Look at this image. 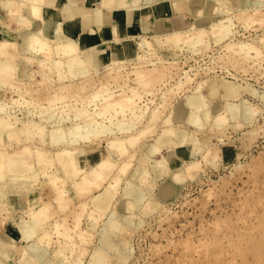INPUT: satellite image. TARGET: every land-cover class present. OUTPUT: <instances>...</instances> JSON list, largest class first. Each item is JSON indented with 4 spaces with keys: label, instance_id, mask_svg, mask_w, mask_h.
<instances>
[{
    "label": "rangeland",
    "instance_id": "obj_1",
    "mask_svg": "<svg viewBox=\"0 0 264 264\" xmlns=\"http://www.w3.org/2000/svg\"><path fill=\"white\" fill-rule=\"evenodd\" d=\"M225 1V4H220L221 6H226V12H224L225 14L221 13L218 16L214 14L217 17H222L223 21H220L223 23L226 22L227 25L231 26H228V28H230V32L225 39L222 38L223 40H221V38H219L221 41H218L217 34L212 31L208 24L205 28H203L205 31L203 38L200 39L194 47H188L187 43H181L180 46H173L171 43L166 42L161 44L160 42H157V40H154V38H150L149 35H146L148 41H152L156 48V54L153 55V57H148L149 60L146 59L141 63L137 61V56L142 55V52L144 51L143 49L139 48V46H137V48L134 50L135 54L137 53V55L134 56V60H131V63L130 61H127V63L125 62L122 64L117 73L108 71L97 74V72L94 73L91 69H87L85 72L88 74L85 72L84 73L86 75L82 73L83 76H78L76 80L72 81L73 83L67 81L68 79H66L67 82H65L64 85L66 86V89L69 90V92L65 91L66 89H63L64 87L62 88L58 86V71L53 69L48 71V69H46L44 75H42L43 68L41 64H39L38 59L39 57L43 58L45 53H40V56H38L39 53H36V55L33 54L36 57L33 56V59L31 58L23 68L22 62L19 60L22 59L24 55L20 54L21 56L23 55L21 57L18 55V52H16V49V51H13V49H11V51L9 49L12 53L15 52L13 54L18 56L17 58L15 56L14 60H7V62H13L15 65H17L20 73H16L13 77H11L12 79H9L8 81L6 80L5 76L4 78L2 75L0 76V80L2 81L0 82V98L2 104H6L7 106L11 107V115H16L17 117L21 118V122H38L45 127L47 126L46 128L50 130L52 129L50 121H48L50 123L48 124L46 119H44L45 116H47L46 112L50 111L49 107L58 108L55 111H61L59 113L62 114V117L66 116L67 114L73 116L75 110L79 108L82 109V107L86 105L84 102L101 88L110 87L112 91H115L116 94L120 89L125 88L124 90L126 93L130 95L129 89L132 86L131 88L140 95L141 99L137 101L136 107L139 105V107H142H140L141 109H145L146 107L149 109H145L144 115L147 114L145 115L146 117L143 114L140 116V112H136V114L138 113L140 116H138L139 119L136 118V124L134 123V125H137V127L133 126V129L130 128V130L127 132L129 135L135 134L138 131H136L135 128H148L150 131H146L144 133L145 135L143 134V136H140L137 143L131 146L129 145L128 150L124 154H120L119 150L116 148L113 150L109 149V142L113 140V138L115 139L116 136H128L127 132L117 134L118 129H116L114 125L116 124L117 126L119 124L118 120L121 119V116L123 118H127L130 113L129 111L126 112L128 115L126 113L124 115L122 113H117L119 117L115 115L113 119L114 121L111 124V128L112 130L114 129V133L103 134L97 137L92 136L91 138L93 141L91 138L90 142L89 140L83 142L81 141L79 146L84 152L82 157L83 159L81 158L82 164H85V160L86 163L93 164L96 160L106 158L111 155V157H113V161H115H112L113 164L116 163L113 166L114 169L112 168L111 172L108 171L109 175H106V177H108L107 179L103 180V182H100L99 185L89 189L90 191L87 190L83 192H77L76 188L71 182L64 180L62 183H60L61 181H58L59 186H63H61L63 188L62 193L66 192L67 196L64 194V197L63 194H57L56 190H53L55 185L50 182L47 176L44 175V173L47 172H54L57 175L62 176L61 170H59L60 168L55 163V160L58 157V152L64 148L62 142H55L48 135L44 136L42 139H39L34 135V138L27 139V141L24 140V142L23 140L21 141L16 138L10 139L6 135L2 136L0 139V149H4L0 150L3 152L1 155V160L7 161L9 156L12 157L14 155V157L27 158L28 162L31 163V166L33 167L31 174L34 173L38 178L37 183H35L33 186H29V189L33 187V192L24 197L16 196L17 204L15 208L11 207L9 200L7 199H5L3 202L0 201L1 205L3 206L2 207L0 205L2 208H0V236L5 233L15 240H18L19 237H22V239H24L23 241L26 242L24 243L22 241L21 245L17 247L13 246L12 244L9 245L8 249L11 252L10 256L12 262H8L7 264H17L20 263V260H22L23 264H40L35 258L31 257L27 253L24 254L25 247L33 242L39 244L41 247L49 251V258L55 263L58 262L62 264L65 262V259H68V261L74 264H89L91 256L96 252H99L102 256L101 258L103 259V264H121L118 261L116 256L117 254L114 251L108 254L106 251L101 250L98 246L99 239L102 236V228L104 227L105 223L109 221V216L111 214H113V220H116L118 224V229L114 230L110 237L112 242L119 246L120 250H124L129 253L128 261L125 262V264H264V102L259 101L252 94L242 93V97L249 102L250 107L254 108L253 106H255L254 109L256 110L253 120L248 123L249 126L248 124H245V126L240 125L238 123V119V122H230V124H227V126L224 125L219 129L210 127V124L199 126L187 123L172 124L166 121L171 116L172 111L175 109V105H177V103L181 100L185 99V97L193 91L199 82L208 83L211 81L224 79L241 84L240 86H244L245 84L249 83L255 88L264 91V43L259 42L256 44V41H253L255 40V37L264 35V23H258L259 21H263L261 19L264 18V0L259 1L257 9L260 11L258 12H254L250 9H240L237 7L236 2L229 0ZM213 3L216 5L214 0ZM243 10V14L246 11V15H249V17L251 16L252 19L251 17L250 19L249 17L247 18L245 14L241 15L240 13ZM17 14L21 16L20 11ZM241 16L243 19H245V21L241 19ZM179 18L182 19V22L184 25H186V27L191 24V21L184 14L179 15ZM224 18H229L231 20L230 23L228 24L229 21H225ZM248 20L251 22H247ZM252 20L256 21L257 23L253 22ZM215 23L219 24L217 22ZM19 27L20 26L16 28L17 32H21V30L24 29L22 25L21 28ZM191 31L192 30H188L187 33H190ZM185 36L187 37L188 35ZM239 37H242L240 38L241 40ZM133 39L138 41L136 37H133ZM231 40L233 42L242 41L253 43L256 46L259 45L258 47L260 48V51H263L261 53L262 57L259 59L256 58L254 52H252L247 58H244V56H236L232 52L229 54L230 50H226V44H228V42L231 43ZM202 42L205 48H201ZM206 42H208V44ZM223 43L226 44L224 45ZM206 44L209 45V47L207 46L208 48L206 47ZM53 59V57H50L47 64L48 66L51 65L49 63H52ZM224 59L225 61L226 59L228 61L225 63ZM5 61L6 60L3 62ZM129 63L133 65L131 66ZM153 67L156 69V72L147 71V69H153ZM129 69L130 72L128 71ZM139 69H142V71L145 70L148 73H152L151 75L149 74L150 76L148 75V77H151L149 80H151L152 83L153 81L159 82L158 84H154V82V87H152L153 85L150 83V87L153 89L150 87H148L149 89L145 88L147 92L151 90V93H145L146 91H143L144 86H142V83L137 84L138 86L136 85L138 81L134 78V72L135 70ZM125 70L129 72L127 78L125 75H123L125 74ZM186 70L191 76L192 81H188L186 84L184 83V85L182 84L183 86L181 89L180 87L177 89L176 85L179 81L184 80L183 72ZM215 74L216 76H214ZM158 75L161 78L158 80L154 79V77L158 78ZM124 78H126L127 81L126 79L124 80ZM4 80H6V83L3 82ZM159 80H161V82ZM10 81L13 82L10 84ZM124 81L126 82L125 84H123ZM3 83H5V85H3ZM120 84H122V86ZM13 85H15L16 88ZM119 86L121 87L120 89ZM134 87L137 88L134 89ZM156 89L157 91H155ZM66 92H68L67 95ZM203 92L205 93V89ZM32 95H34V98ZM54 95L55 97L52 98ZM59 95H65L64 101L66 106L65 103H63L64 101L59 102L62 101L58 97ZM218 99L219 97L215 96L207 103L210 104L211 101L212 103L220 102V99ZM100 102L98 101V103ZM233 102L239 103L238 99H235ZM143 103L146 104L144 105ZM91 107H93V105L88 106L86 109L89 110V112L90 110H93L92 112H94L95 107ZM155 110H158V115L155 112V116L157 118L155 117V120L152 122L151 115ZM160 110L163 112H160ZM41 114L43 116L44 114L46 115L43 118ZM27 115L28 117H26ZM123 118L121 120H123ZM40 119H43L46 122L41 121ZM21 122L19 123L21 124ZM72 122L71 120H65L59 123L60 126H65L70 125ZM108 123L109 122L107 121L106 124L108 125ZM137 123L140 125L138 126ZM162 127H165V129L174 127V131H184L187 133L188 137L183 141V143H181L180 147H177L178 145H176V148L175 144L171 143L172 145L169 147L164 146L160 153L154 156L155 158H160L161 156L167 155L168 152L174 148L175 152L179 151V154L174 157L176 158L175 161L173 160L168 164L163 165H166L165 167L167 170L163 168V172L161 173L159 180H155L153 177V167L149 165L152 161L151 160L149 164H145V166L150 171V174L148 173L143 182L140 183L132 178V175L136 173V168L141 167L139 158L142 154V151L148 144L155 140L158 134L163 133ZM170 137L172 139H178L173 133L170 135ZM194 138H199V140L201 138L202 139L200 142L198 140L197 142H194ZM204 141L205 143H203ZM70 146L72 145H66V148L68 150H72L74 146H72V148ZM192 148H196L197 150V153L192 157V161H197L198 163H196L198 167L193 171L195 173L192 172V175H188L186 172H183L186 163L181 159L190 160L191 156L189 153L191 152ZM39 151H45L48 152V154L47 156H43L45 154L38 155L36 152ZM129 156L132 158L129 159V161L128 159L126 160L128 161L127 163L129 166L127 165V168L124 171L125 173H121V171H119V167H121L120 165H125L122 163H124L123 161L126 158H129ZM44 159H50L51 161L48 160L47 162ZM168 166H170V168ZM178 171L182 172L180 176L181 180L177 183L179 186L174 184V187L172 185L173 180H171L170 177H172L173 172ZM116 174L120 175V177L116 185L113 187V190H109L113 195L110 201L109 209H96L93 206V202L99 198V194L101 192H106L108 183L113 180L112 178ZM187 176L189 178H187ZM5 179L8 181L7 176H5ZM128 181L140 188L144 195V204L147 205V214H143V210H138L137 208L131 206L127 210L126 214L131 215L134 223L137 225V228L135 229L127 228L125 225L120 224L119 219L122 212H116L117 203L123 197L124 188ZM4 182L5 181L2 182L3 185ZM164 182L171 186V193H169V196L167 197H162L159 194V189L163 186ZM35 186L39 188L37 189ZM81 194H83V196ZM60 195H62V197ZM61 198L66 199V201H64L67 203V205L65 204L66 206L64 205L65 207L63 206V208H61L60 205H63L65 202H62ZM68 199L70 202L67 201ZM85 202L87 203L85 204ZM82 203H84L82 208H85L83 211H80L82 210L80 207ZM43 204L48 205V209L46 210L48 213L44 211L42 214V219H45V221L43 220L41 228L39 226L38 229H36V234L34 235L35 238L32 237L26 239L25 234H19V236L18 233H16V231L12 229L11 226H9L11 223H22V218L28 219V217L25 215V212L28 210V208L33 206L38 207ZM74 211L81 213L77 214ZM126 214L125 216H127ZM76 215H80V220L78 219L80 223H77L79 226L75 224L77 221L73 220L77 218ZM62 217H64V220ZM45 223H48V225ZM55 223H67L66 225L63 224L61 227L66 230L69 229L70 231L63 230V233V228H60V225ZM55 225L59 227L56 228ZM73 225L77 226L75 227V230ZM65 226L67 227L65 228ZM57 229L58 233L61 231L64 236L60 233L56 234ZM66 232L69 233V236L71 234L70 239L67 238L69 236L65 237L67 234ZM79 232L82 233L79 234ZM83 234L85 236H83ZM74 245H78V247ZM21 246H23V248ZM127 247H129V250ZM58 248L60 250H58Z\"/></svg>",
    "mask_w": 264,
    "mask_h": 264
},
{
    "label": "bare ground",
    "instance_id": "obj_2",
    "mask_svg": "<svg viewBox=\"0 0 264 264\" xmlns=\"http://www.w3.org/2000/svg\"><path fill=\"white\" fill-rule=\"evenodd\" d=\"M58 1H59V5H61V7L60 6L58 7L56 5L54 7H47L46 0H0V9H2L7 14V16L9 18L8 21H6L5 26H0V57H3V58H0V72H1L0 76L2 75L3 78L5 76L7 81L9 79H12L11 77H13L16 73L17 74L20 73V70H18L17 65H15L13 62H9V61L7 62V60H14V58L16 56V54H13L15 52H13V53L11 52L12 51L11 49H13V51L16 49L17 51L16 50L15 51L18 52L19 56H21L20 54L24 55V57L19 60L20 62H22L23 68L30 61V59L36 55V53H39L38 56H40V53H42V54L45 53L43 58L39 57V59H38L39 64H41V66L43 68V74L42 73H40V74L44 75L46 69H48V71H51L50 69L58 71V73H57L58 74L57 75V84L59 87H62V88L64 87L63 89H66V86L64 85L65 82H67V81L72 82V81L76 80V78L78 76H81L82 73H84L85 70H87V69L88 70L91 69L94 73L97 72V74L101 73V72L105 73L108 71H111L113 73H117L122 64H124L125 62L127 63V61H130V63H131V60H134V56L137 55V53L135 54L134 50L137 48V46H139V48L144 50L142 52V55L137 56L138 58H136V59L138 62L141 63L142 61L148 59V57H153V55L156 54L155 53L156 48H155L154 44L152 43V41H148V39L146 38V35H149L150 38H154V40H157V42H160L161 44H164L166 42V43H171L173 46H180L181 43H187L188 47H194L196 45V43L200 39L203 38V35L205 34V31L203 28H205L207 24L210 26L212 31L215 34H217L218 41L223 40L222 38L225 39L226 36L230 32L229 31L230 28H228L229 25H227L226 22H225L226 24L222 22L223 21L222 17H217L221 13L226 12L225 11L226 6L220 5L221 3L225 4V2H226L225 0H214L216 2V5L213 3V0H99L97 2V4L94 5L93 7H91L90 9L89 8L79 9V8L73 7L67 3H64L62 5L63 0H58ZM229 1L236 2L237 7H239L240 9H245V10L250 9L254 12L260 11L257 9V6H258V3L260 0H229ZM161 3L166 4L168 6V8L172 12L173 16H179L181 14H184L191 21V24L187 27L184 24L180 27H175V26H167V25H164L161 21H157L156 23L153 24V26H151V28H147L148 30H146V32L143 34L130 35L128 33V31H127V20H128V16L130 17V15L133 13V11L141 10L143 8H150L154 5L161 4ZM19 11L21 12V16L17 14ZM238 11H240V10H238ZM243 12H244V10L240 14L242 15ZM67 14H69V16L66 17ZM214 14H216L217 16H215ZM244 14H245V16H247L246 11ZM81 15H82V18L79 17ZM210 15H212V16H210ZM253 15H255V14H253ZM248 17H249V15L247 16V18ZM250 17H249V19H250ZM241 19H243V17ZM251 19H252V17H251ZM220 20H222V21H220ZM226 20H227V22L229 21L228 24L231 21L229 18L225 19V21ZM254 20H252V21L256 22ZM261 20H263V21H259L258 22L259 24H260V22L264 23V18ZM243 21H245V19H243ZM215 22H217L219 24H216ZM247 22H251V21L248 20ZM157 23L159 25H157ZM21 25L24 27V29H22L21 32H17L16 28L18 26H20L19 28H21ZM229 27H231V26H229ZM248 28H249V26H248ZM105 29H108L110 31V37L109 38L105 37V33H104ZM188 30H192V31L190 33H187ZM236 31H237V29H236ZM238 34H240V33H238ZM244 34H245V32H244ZM185 35H188V36L186 37ZM189 35H191V36H189ZM231 36H232V34H231ZM133 37H136L138 39V41H135L133 39ZM217 37H215V38H217ZM219 38H221V40H219ZM232 38H233V36H232ZM240 38H242V37H239V39ZM253 41H256V44L259 42L264 43V35H261L260 37L259 36L255 37V40H253ZM216 42H217V40H216ZM216 42H214V43H216ZM232 42L233 41L231 40V43L230 42H228V44L225 43L226 44V50H228V49L230 50L229 54L232 52L236 56H240V57L244 56V58H247L252 52H254L256 58L259 59L260 57H262L261 53L263 51L262 52L260 51V48L258 47L259 45L256 46L253 43H247V42H242V41H237V42H233V43ZM104 43L106 44V46H108V51L106 52V54H105V52H103V50H100V48H99L100 45L104 44ZM206 43L208 44V42H206ZM207 44H206V47L207 46L209 47V45H207ZM201 48H205L203 42H202ZM7 50H9V51H7ZM33 54H35V55H33ZM229 54H227V55H229ZM17 56H16V58H17ZM50 57H53L54 59H53L52 63H49L51 65L48 66L47 64H48V60L50 59ZM238 58H236V59H238ZM4 60H6V61L3 62ZM239 60H240V58H239ZM224 61H225V59H224ZM227 61L228 60L226 59L225 63ZM150 63H152V62H150ZM238 63H240V62H238ZM253 63H255V62H253ZM15 66H17V67H15ZM49 67H51V68H49ZM128 68H129V66H128ZM166 69H167V67H166ZM128 71L130 72V69ZM128 71L125 70L124 71L125 74H123L126 76V78H127V75L129 74ZM147 71H153V72L155 71L156 72V69L153 67V69H147ZM147 71H145V70L142 71V69L141 70L139 69V70H135V72H134L135 73L134 78L138 81V82L136 81L137 82L136 85L139 83H142V86H144L143 91L145 90V88L150 87V83L153 85V83L155 82V81H153V83H152L151 80H149V78L151 79V77H148V75L149 74L151 75L152 73H148ZM183 73H184V76H183L184 80L178 82V84L176 85L177 89H178V87H180V89H181V87L184 85V83L186 84V82L192 81V78L187 73V70ZM86 74H88V73H86ZM120 74H121V72H120ZM162 75L164 76L163 73H162ZM109 76H111V75H109ZM156 76H157V74H156ZM214 76H216V74ZM126 78H124V80ZM159 78H161V77L160 76L158 78L154 77V79H157V80ZM66 79H68V80L66 81ZM122 79H123V77H122ZM6 80H4L3 82H5ZM45 80H46V78H45ZM126 81H127V79H126ZM159 81L161 82V80H159ZM0 82H2V81L0 80ZM12 82L10 81V84ZM5 83H3V85H5ZM125 83L126 82L124 81L123 84H125ZM156 83L158 84L159 82H155L154 84H156ZM120 85L122 86V84H120ZM240 85L241 84H237L236 82L224 80V79L215 80V81H211L208 83L199 82L195 86L193 91L185 97V99L181 100L180 102L177 103V105H175L176 106L175 109L172 111L171 116L166 121L169 123H172V124L187 123V124H194V125H199V126L205 125V124H210L211 125L210 127H214V129H219V128H222L224 125L227 126V124H230V122L234 123V122H238V120H239L238 123L240 125L245 126V124H248L253 120V118L256 114V110L254 109L255 106H253L254 108L250 107L249 102L245 98L242 97V93L252 94L259 101L264 102V91L255 88L254 86H252L249 83L245 84L244 86H240ZM13 86L15 87V85H13ZM46 86H47V84H46ZM131 87H130V89L128 88L130 90V95L126 93V91L124 90L125 88L120 89L121 88L120 86H119L120 90H119V92L117 91L118 92L117 94L115 93V91H112V89L110 87L109 88H101L100 90L95 92L90 98H88V100L86 99L87 101L84 102L86 105L84 104L85 106H83L82 109L79 108V109L75 110V112L73 113V116H70L69 114H67L66 116H64L66 118L62 117V114L59 113L61 111H59V112L55 111L58 108L49 107L50 111L46 112L47 116H45L46 114H44V116H45V118H44V116L42 114L41 115L43 116L44 119H46L48 124L51 123L52 129H50V130L46 128L47 126L45 127L44 125H42L41 123H38V122H21V120H22L21 118L17 117L16 115H11V112H12L11 107L7 106L6 104H2V101L0 98V139L2 136L6 135L10 139L16 138V139L21 140V141L23 140V142H24V140L27 141V139H32L35 136H37L39 139H42L44 136L48 135L53 139V141L62 142V144L64 145V148L58 152V155H57L58 157L56 158V160L54 159L56 165L60 168L59 170H61L62 176L57 175L54 172H52V173L47 172V173H44V175L47 176V178H49L50 182H52L55 185L53 190L55 189L57 194H63V197H64V194L66 195V192L62 193L63 192V190H62L63 186L62 185H61L62 187L59 186L58 181H61L60 183H62V181H64V180L71 182L72 185L76 188L77 192L87 191V190L91 189L92 187L99 185V183L103 182V180L107 179L108 177H106V175L108 174V171L111 172L113 166L116 163L113 164V162H115V161H113V159H112L113 157H111V155H110L109 157L96 160L93 164L86 163V160H85V164H82L81 158L83 157L84 152L81 150L82 148L79 147L80 142L81 141L83 142L86 140H89V142H90V138L92 136L97 137V136L103 135V134L114 133L113 132L114 129L112 130L111 124L113 123V121H114L113 119H114L115 115H117V113H122L123 115L128 111L130 113L129 115L126 113L128 115L127 118H123L121 116L120 118L121 119L123 118V120L119 119V120H121V121L118 120L119 124L117 123L118 124L117 126H116V124L114 125L115 128L118 129L117 134L125 133L128 130H130V128L133 129V126L137 127V125H134V123L136 124V118L139 119L141 114L144 115L145 109H147L148 107H146V108L143 107L145 109H141L142 107L140 106L141 107L140 108L139 105L136 107L137 101H139V99H140V95L137 92H135V90H133ZM139 87H141V86H139ZM152 87H154V85ZM136 88L134 87V89H136ZM115 89H117V88H115ZM140 89H142V88H140ZM151 89H153V88H151ZM204 89H205V93L203 92ZM138 90H139V88H138ZM26 91H27V89H26ZM65 91L69 92L68 89H66ZM155 91H157V89ZM68 92H66V95ZM148 92L151 93L152 91L150 90ZM148 92L146 91L145 93H148ZM30 93H32V92H30ZM26 94H27V92H26ZM18 95H19V93H18ZM55 95L52 96V98H54ZM32 96L34 98V95H32ZM215 96L219 97L220 102H215V103L213 102L212 103V101H211L210 104L207 103L211 99H213ZM58 97L62 100L59 102H63L65 100V95L64 96L59 95ZM58 97H57V99L59 100ZM235 99H238L239 103L233 102ZM8 100H11V99H8ZM221 100H222V103H221ZM98 101L99 102L101 101V102L98 103ZM10 102H13V101H10ZM34 102H35V100H34ZM63 103H65V101ZM143 104L145 105L146 103H143ZM28 105H30V104H28ZM68 105H70V104H68ZM92 105H93V107H95V110H94V112H92L93 110L92 111L90 110V112H89V110H87L86 108H88V106H92ZM65 106H66V103H65ZM25 107H27V106H25ZM93 107H91V108H93ZM39 108H40V106H39ZM46 108H48V107H46ZM257 108H258V106H257ZM38 111H39V109H38ZM157 111L158 110L153 111L154 114L152 112V115H151V121L152 122L155 120V117H156L155 114L157 113V115H158ZM136 112H140V116L138 113H137L138 114L137 115ZM160 112H163V111L160 110ZM145 115H147V114H145ZM26 117H28V115ZM30 117H32V116H30ZM115 119H118V118H115ZM65 120H71V122L72 121H74V122H72L70 125L60 126L59 122L65 121ZM41 121H45V120L42 119ZM48 121H50V123ZM107 121L110 124L108 123V125H107L106 124ZM19 122H21V124ZM139 125L140 124H138V126ZM248 126H249V124H248ZM210 127H209V129H210ZM162 129H163V133L158 134L157 137L155 138V140L152 143L148 144L145 147V149L142 151V154L139 158L141 167L136 168L135 169L136 173H134L132 175V178H134L135 180H137L140 183L143 182V180L148 175V173L150 174V171L145 166V164L146 163L149 164V162L151 160L152 161L149 165H151L153 167V177L155 180H159L161 173L163 172V168H165L167 170V168L165 167L166 165L165 166H163V165L168 164L169 162H171L173 160L175 161L176 158H174V157H176L179 154L178 153L179 151L175 152V148H174V149H171L167 155L161 156L160 158H155L154 156L157 155L158 153H160L161 149L164 146L169 147L170 145L175 144V147H176V145H178L177 147H180L181 143H183V141L188 137L187 133H185L184 131H177V132L174 131L173 130L174 127L166 128V129H165V127H162ZM239 129H241V128H239ZM135 130L136 131L138 130L135 134L129 135V133L127 132L128 136H123V137L122 136L121 137L116 136L115 139L113 138V140H111L109 142L108 148L111 150L116 148L119 150L120 154H124L128 150L129 145L130 146L134 145L135 143H137L140 136H143V134L146 131H148V132L150 131L148 128H141V129L135 128ZM172 133L175 136H177V138H178L177 140L172 139L170 137V135ZM197 140L200 142L199 138H194V142H197ZM92 141H93V139H92ZM203 143H205V141ZM66 145H72V146H74V148L72 150H68L66 148ZM107 145H106V147H107ZM72 146H70V147L72 148ZM171 148H172V146H171ZM1 149H4V148H1ZM45 151H43V152L39 151L36 153H38V155L45 154L43 156H47L48 152H45ZM108 152H109V150H108ZM0 153H1L0 154V201L3 202L5 199H7V200H9L11 207L15 208L16 204H17L16 196L17 197L18 196L24 197V196H27L28 194H30L31 192H33V189H32L33 187L29 189V186H33L35 183H37L38 178L35 176L34 173L31 174V170L33 167L31 166V163L28 162L27 158L14 157L15 156L14 155L12 157L9 156V159H7V161H4V160H1V158H2L1 155L3 152L0 151ZM5 153H4V155H5ZM196 153H197L196 148H192L191 152L189 153V155L191 156L190 160L181 159L183 162L186 163V164L184 163L185 169L183 170V172L184 173L186 172L188 175L189 174L192 175V172L194 170H196L198 167L197 166L198 162L196 161L197 162L196 163V162L192 161V157ZM126 155H128V154H126ZM127 159L129 161V159H132V158H130V156H129V158H126L123 161L124 163H122L125 165H120L121 167L118 166L119 171H121V173L125 171V169L127 168V165L129 166V164L127 163L128 161H126ZM44 160L48 162V160H50V159H44ZM168 167L170 168V166H168ZM183 167H184V165H183ZM168 172H166V173H168ZM116 173H117V170H116ZM181 173L182 172H179V171L172 173L173 175L170 178H171V180H173L172 185L174 187H175L174 184H177L178 181L181 180V177H180ZM193 173H195V172H193ZM118 174L113 176V178H112L113 180H111L108 183V186L106 187L107 188L106 192H101L99 194V198L96 199L95 202H93V206L96 209H98V210L109 209L110 201L113 197V195L111 194V192L109 190H111V189L113 190V187L118 182V179L120 177V175H118ZM168 174H170V173H168ZM5 176L8 177V181H6ZM187 178H189V177L187 176ZM3 181H5L4 185L2 184ZM49 185H50V183H49ZM137 185H138V183H137ZM91 192H92V190H91ZM169 193H171V186L169 184H167L166 182H164L163 186L159 189V194L162 197H167V196H169ZM83 194H81V195L83 196ZM60 196L62 197V195H60ZM76 196H78V195H76ZM143 196L144 195H143L142 191L140 190V188L133 185V183L131 184V182L128 181V183L126 184V186L124 188L123 197L117 203V206H116V212L117 213L119 211L122 212L120 219H119L120 224L125 225V227H127V228H134V229L137 228V225H136V223H134L131 215H127L126 213H127V210L131 206V207L137 208L138 210H143V214H147V205L144 204ZM34 198H36V197H34ZM58 198H60V197H58ZM76 199H78V198H76ZM64 200L66 201V199L63 198L62 202ZM67 201H69V199ZM58 202H60V201H58ZM86 203L87 202H85V204ZM65 204L67 205V203L65 202L63 205H60V207L63 208V206ZM0 205H1V203H0ZM82 205H84V203L81 204V206H80L81 208H82ZM1 206H0V208H1ZM47 206L48 205L43 204V205H40L38 207L33 206V207L28 208V210H26V212H25V215H26V217H28V219L22 218V220H23L22 223H20V224L11 223L9 226H11V228L14 229L16 231V233H18V235L19 234H25L26 239L34 237V235L36 234V229H38L39 226L41 228L43 220L45 221V219H42V217H43L42 214L44 213V211H46L48 209ZM84 208H82V210H80V209L79 210L83 211ZM50 211H51V209H50ZM68 212H69V210H68ZM74 212H76V211H74ZM76 213L79 214L81 212H76ZM52 214H54V213H52ZM125 214L127 216H125ZM88 215H89V212H88ZM9 216H10V214H9ZM79 216L76 215L77 218L76 217L75 218L77 220L73 219V220L77 221V222L74 221L75 224L80 223ZM82 216H83V214H82ZM90 216H91V213H90ZM152 216H153V214H152ZM48 217H50V216H48ZM109 217H110L109 221H107L105 223L104 227L102 228V236L99 239L98 246L101 250L106 251L108 254H110L112 251H114L117 254L116 256H117L118 261L121 264H125V262L128 261L129 253H127V251L120 250L119 246L116 245L114 242H112L110 235L112 232H114V230L118 229V224H117L116 220H113V214H111ZM62 218L64 220V217H62ZM149 219H151V218H149ZM47 221H49V220H47ZM55 224H58V223H55ZM63 224L64 223L58 224V225H60V228H63V227H61V226H63ZM66 224H64V225H66ZM46 225H48V223ZM43 226H44V224H43ZM77 226H79V225L77 224ZM77 226L75 225L73 227L74 230H75V227H77ZM55 227L58 228L59 226L55 225ZM66 227L67 226H65V228ZM80 229H78V230H80ZM63 230L65 231L66 229H64V228L62 229V232L64 233ZM66 231H70V230L68 229ZM62 232L60 231L59 233L62 235L63 234ZM57 233H58V229L56 231V234ZM66 233L67 234L65 235V237L69 236L68 235L69 233L68 232H66ZM80 233H82V232H79V234ZM63 236H64V234H63ZM70 236H71V234H70ZM70 236L67 238L70 239L71 238ZM83 236H85V235L83 234ZM81 237H82V235H81ZM42 238H43V236H42ZM21 239H22V237H19L18 240H15L14 238H12L11 236H9L5 233L2 236H0V264H3V263L5 264V262H6V264L8 262H10V263L12 262L11 256H10L11 252L9 251L8 247L10 244H12L15 247L21 245V242L24 240V239H22V240ZM48 239H50V238H48ZM81 239H83V238H81ZM31 241H32V239H31ZM24 243H26V242H24ZM74 246L78 247V245H74ZM21 247L23 248V246H21ZM72 248H74V247H72ZM128 248L129 247H127V249ZM58 250H60V249L58 248ZM25 253H27L31 257L35 258L40 264H60L58 262L57 263L53 262L49 258V251H47L46 249L41 247L39 244L34 243V242L25 247L24 254ZM101 257L102 256L100 255V253L96 252L95 254H93L91 256L89 264H103L102 263L103 259ZM17 264H23L22 260H20V263H17ZM62 264H74V263H71L70 261H68V259H65V262H63Z\"/></svg>",
    "mask_w": 264,
    "mask_h": 264
},
{
    "label": "crops",
    "instance_id": "obj_3",
    "mask_svg": "<svg viewBox=\"0 0 264 264\" xmlns=\"http://www.w3.org/2000/svg\"><path fill=\"white\" fill-rule=\"evenodd\" d=\"M98 1L99 0H63L62 5L67 3L79 9H90L96 5ZM46 5L47 7H54L55 5L61 7L58 0H46ZM4 13L5 12L0 9V26H5L6 21L9 19L7 14ZM67 16H69V14H67L66 17ZM79 17L82 18V15ZM157 21H161L164 25L168 24V26L180 27L183 25L182 19L179 18V16H173L168 6L161 3L150 8H143L141 10L133 11L130 17L128 16L127 31L130 35L143 34L146 32V30H148L147 28H151V26H153V24ZM157 25L159 24L157 23ZM104 33L106 38L110 37V31L108 29H105ZM99 48L100 50H103L105 54L108 51V46H106L105 43L101 44Z\"/></svg>",
    "mask_w": 264,
    "mask_h": 264
}]
</instances>
